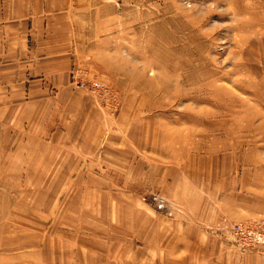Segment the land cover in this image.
<instances>
[{
  "label": "rangeland",
  "instance_id": "374dc122",
  "mask_svg": "<svg viewBox=\"0 0 264 264\" xmlns=\"http://www.w3.org/2000/svg\"><path fill=\"white\" fill-rule=\"evenodd\" d=\"M73 27L72 86L94 99L98 134L90 147L84 128L72 145L68 107L0 96V264H104L148 247L136 202L158 232L194 207L168 201L171 172L185 176L188 200L214 208L201 229L264 257L258 233H236L264 230V0H92ZM128 205L123 226L103 227L98 212ZM72 208L86 225L77 232Z\"/></svg>",
  "mask_w": 264,
  "mask_h": 264
},
{
  "label": "crops",
  "instance_id": "0c3cea01",
  "mask_svg": "<svg viewBox=\"0 0 264 264\" xmlns=\"http://www.w3.org/2000/svg\"><path fill=\"white\" fill-rule=\"evenodd\" d=\"M91 3L92 0H0V96L12 94L22 97L23 101L20 105L26 101L25 107L31 100L39 102L40 111L59 110L65 105L71 115H74L70 130L72 145L79 143V136L74 134L81 133L85 128V133L88 129V134L95 133L90 138L92 141L90 147H93L94 138L98 134L96 128H89L91 119L97 111L93 103L94 99L87 96L83 90L73 87L71 81L74 69L72 67L74 18L84 6ZM31 78L35 80L26 86L28 79ZM72 149L76 150L73 146ZM75 156L76 154H72V157ZM44 171L45 174H59L60 168ZM77 179L79 180L78 176ZM83 190L91 192L87 188ZM163 190L169 192L167 196L169 198L165 196L168 201L182 203L186 211L194 206L185 217L187 222L163 220L164 224L159 226L164 227L165 230L158 232L157 217L149 210L148 215L144 213L141 204L136 202L135 206L138 208L140 218L144 222H151L149 227L139 232V239L146 245L149 241L148 247L136 248L133 255L124 251L122 256H117L114 261H110L113 255L111 253L104 264H157L158 252L174 257L159 264H264L262 255L241 253L227 242H223L220 236L210 234L199 227L211 222L210 217L214 208L210 209L212 205L203 206L198 200H188L184 192L189 191L183 174L181 176L180 173L171 172ZM215 194H218V189ZM90 202L92 203L91 198H84V205L87 208L86 220L90 217L88 211L91 208ZM202 206L199 215V207ZM73 209L72 231L77 232L76 229L80 228L78 225L83 226L84 223L79 217V211ZM206 209L211 212L207 217ZM115 210L116 206L111 210L110 219H107L103 212L97 213L103 221V227L110 224L123 226L124 215L130 214L134 206L128 205L117 212ZM84 228H86L85 224ZM162 238L168 241L161 244ZM189 247H192L193 251L190 252ZM104 252L105 250L101 249V253ZM113 252L115 253V250ZM104 255H107V252ZM104 255L101 257L103 258ZM82 262H86L85 258Z\"/></svg>",
  "mask_w": 264,
  "mask_h": 264
},
{
  "label": "built area",
  "instance_id": "2783aa9c",
  "mask_svg": "<svg viewBox=\"0 0 264 264\" xmlns=\"http://www.w3.org/2000/svg\"><path fill=\"white\" fill-rule=\"evenodd\" d=\"M151 202L157 209H164L165 207H167L166 199L154 193L151 194ZM236 233L243 237H250L251 235L258 233V240H261L262 242L260 243L264 244V230L258 231V228H255V226H237Z\"/></svg>",
  "mask_w": 264,
  "mask_h": 264
}]
</instances>
